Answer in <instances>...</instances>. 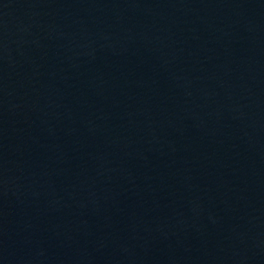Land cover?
<instances>
[{"label": "water", "instance_id": "water-1", "mask_svg": "<svg viewBox=\"0 0 264 264\" xmlns=\"http://www.w3.org/2000/svg\"><path fill=\"white\" fill-rule=\"evenodd\" d=\"M0 264H264V0H0Z\"/></svg>", "mask_w": 264, "mask_h": 264}]
</instances>
